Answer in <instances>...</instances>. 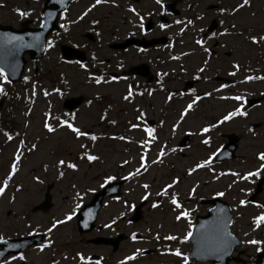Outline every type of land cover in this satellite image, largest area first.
<instances>
[{
    "label": "rangeland",
    "instance_id": "rangeland-1",
    "mask_svg": "<svg viewBox=\"0 0 264 264\" xmlns=\"http://www.w3.org/2000/svg\"><path fill=\"white\" fill-rule=\"evenodd\" d=\"M241 2L242 0H185L181 3L179 7L182 13L176 21L179 20L183 23L178 24L173 22L168 29L171 34L182 36L179 43L183 45L176 51L180 56L177 61L174 60L168 62V60H172L173 58L169 54L162 56V51H155L144 55L139 52L135 53L133 51H128L120 58L128 65L138 61H147V63L151 62L156 66L158 63L161 65L160 68L162 69H169L177 73L183 72V78H186L185 75L196 73L203 66H206L209 69L205 70V73H207L208 76H213L214 71H220L221 69L223 74L232 70V73H235L234 76L235 79H237V84L234 89H228L227 93H229V97L239 95L247 98L250 93L259 94V92L264 90V41H259L254 44L250 38L252 36L259 38V36L264 35V0H250L248 6L233 11V9L237 8V5ZM94 4L95 0H80L72 6V13L70 16H80L81 11H89V9L91 10L94 8L91 17L93 19H95L94 17L96 16L100 17L101 24L99 28L103 29V31L101 32L102 37L100 41H98V45L102 40L105 41V45L102 48L103 50L100 49V51H102L101 54L104 53V56L106 57L111 56V54H107L106 52L108 51L107 43L114 38H117V36L124 38L128 31L132 32V29H134L131 25L132 22H134L131 20L132 11L129 9L137 7L144 15L160 11L159 4L156 3V0H140L139 3H135L131 0H107V2H102L93 7ZM210 4H220V7L223 9L222 14L218 16L221 23L220 27L229 30L227 34L219 36L220 47L218 48V57L212 58L211 63V57L197 48L198 46H196L194 36L192 35L195 31L194 29L205 28L211 19L217 18V15L215 14L216 10L207 9V6ZM42 7L43 2L39 0H0V23L19 27L20 22L23 20V16L19 13L24 10L25 13H28V18L33 20V26L38 25L39 20L41 19ZM197 14H200L201 17L198 18ZM189 20L192 21L191 24L187 23ZM90 24L91 23L88 22L77 24L73 30V35L68 33L65 37V39L68 40L67 42L74 40L81 43L80 33L87 29ZM181 29H183V31H181ZM49 41L54 43V47L51 49L48 48V52L44 57L45 60L43 59L44 61L41 60L42 62L40 61L39 63V68H43L45 71L50 69L51 66L56 63L55 50L57 48V37L53 35ZM187 43L192 44L187 45ZM159 55H161L160 60L158 58ZM150 58L152 59L150 60ZM163 59H167V62H165V68L163 67ZM30 62L31 63L28 64L26 71V77L28 78L26 89H24L22 85L11 86L0 77V87L3 88V92L0 93V99L5 98L3 111L15 108V111L13 110V112L17 113L16 121L19 120L22 123L27 119V117L20 116L25 110L29 111V109H32L31 113H33L31 114L32 118L30 116L28 117L29 123H25L22 133V141H24L23 147L25 148L24 155L19 161L18 171L12 175L11 179L8 181L10 184L14 183L15 186L19 184L23 186L24 189L16 193L14 200H9L7 194V196L0 201V230L7 227L10 231L17 228V230H19L20 222L24 221L18 220L15 212L18 211L19 213H22L27 210L28 207L31 208L32 205L40 202L44 198V193L49 183H54L51 191L53 194V208L47 213H33L28 217V220L31 219L33 224H42L43 227L49 225L52 217L60 219L63 212L71 208L67 205L66 200L69 199V192L66 193V191L69 186L71 187L72 181H76L79 184L81 187L79 189H83L84 186L92 188L93 186L99 185L100 180H98V177L101 175H107V173L114 171L127 175L132 171L134 172L137 168H140L141 165V163H138L141 162V155L135 156L132 165L126 167V164L119 163L126 154L116 153L112 154L105 163L97 161L92 165L77 158L76 160L79 161L78 165L76 164V170L58 166L59 160H65L68 162L67 160L75 158L74 156L77 151H79V146L82 144V139H76L68 128L53 133H49L43 128L44 115L42 112L49 106L53 107L51 104L52 96H45L43 92V88H50V82L44 79H40V81L33 80L35 77L32 74L34 67L32 61ZM233 65H237L238 68L233 67ZM55 67L58 68V70L63 71L65 74L73 76V84H71L73 86V94H79L77 92H83L85 94L92 93L93 95L97 94V92L106 93L112 98V100L117 102L123 91H125L122 84H114L110 86L104 85L103 87L95 89L92 85H81L77 82L84 79L82 75L85 72L83 70L67 66L66 64H56ZM249 76L254 77V79L246 80V77ZM181 80L184 81L185 79ZM169 85L172 86L173 84L169 83ZM176 85L179 86L177 83ZM87 86H89V89H86ZM210 87L211 86H208L206 89ZM216 95L199 101L200 105L195 108L194 112L187 113L184 122L177 121L184 112V109L180 110V108L183 107V103H181L179 99L168 103L169 121L166 123L165 129L167 130L168 128L169 130L164 132L163 139L179 140L180 137L190 129L191 131H194L193 133L196 135L192 140L196 141V143L188 150H185V153L183 154L181 153L174 156L167 154L164 157L165 161L160 163H153V161L157 159V152H155L152 162L146 158L148 170L144 171V169H141L140 175L132 176L134 177V180H132L133 184L130 187L136 192L134 197H137H131L130 194L127 196V193L125 192L127 199H137L136 201H139L138 199H140V196L144 192L149 193L150 196H154L158 191L165 187L163 186L164 183L169 184L171 180L178 178L179 183L174 187H180L178 191L180 196L184 198L191 195V200H189L187 204L183 201L180 202L183 210L190 213L189 208L193 201L192 194L195 191L197 192L200 189H204L206 192L207 189L210 192L217 187L228 188V184L225 180L212 184L204 182L206 179H211L210 176L212 173H209L212 172V170L217 172L218 175L223 174L224 172H235L239 173L240 176H243L247 172L257 170L260 167V164L264 163L258 159V155L264 153V104L256 107L249 115L238 116V118L233 117L230 122L221 126H216V130L212 133L215 137V139H213V142L215 143L209 148L204 146L203 141L209 137V135H204L201 132L205 123L211 122L212 120L215 121L217 117L222 115L227 109L229 112L235 111L237 108H240V110L243 111L242 107H244V104L241 101L233 99L225 101L220 97L215 98L214 96ZM164 96L165 93H161L157 96V98H161V104L163 103ZM190 100L195 101L192 97ZM213 107L222 109L218 111L217 109H212ZM99 108L100 107L96 104H94V107L92 108L82 107L77 115L79 124L82 126L86 125V128H103V124H98L97 122L100 115ZM127 108V106L124 107L123 104H120L115 112L119 111L118 115L123 116L127 113V110H129V108ZM151 110L156 112L158 117L161 116L162 109L160 107H157L156 110L151 107ZM7 111L5 112V115H7ZM131 114H134L133 110H131ZM1 116H3V113ZM252 123H262V126L251 130L249 126ZM223 132H234L242 137L239 149L236 152V159L226 163L217 164L212 161L207 167L191 171L195 168L194 163L199 161V163H202L203 161L208 160L210 151L213 153L215 150L219 149V146L224 144L225 139L223 138V140L221 138V133ZM158 136H160V134H158ZM20 141L21 140H16L13 142V140H11L6 142L5 137L0 133V146L3 143L5 144L0 147V182L9 177L11 164L14 162L15 153L20 145ZM117 142H112L105 147V150L112 152L116 147L126 145L123 142ZM33 144H36L37 147L35 150H30ZM161 148L166 152L164 146L160 143L157 147H154L155 150L159 151ZM119 164H122V168ZM61 171L64 173L62 177L59 175V172ZM190 171L191 174H189ZM214 177L215 175L212 174V178ZM255 179L256 178L254 177H250L247 181L237 182L232 188L229 187L228 189L234 196H238L239 198L243 195V190L249 191V188L253 185L252 181L254 182ZM144 184L149 185V187L145 189L143 187ZM10 190L11 188L8 189V191ZM233 195H231L230 198H233ZM1 198L2 196L0 195V200ZM161 198L162 200L159 205L160 209H148L147 219H145L146 221H144V224H152L156 230L161 231L163 234L176 232L178 235L184 237L187 232H189V220L182 218L177 221L175 216L179 214L180 210L175 209L174 205L171 204L169 197L161 196ZM235 204L237 205L238 203ZM194 207H196V205L193 204L192 208ZM116 208L117 206L112 202L107 209L105 214L106 217L103 220L106 221L110 217L112 218L113 215H115ZM127 208V204L122 203V201L118 204V209L125 210ZM8 211H11V213L8 214ZM126 212L127 211H122V213ZM259 214L260 212L255 208L238 207L237 227H244L242 231L246 232V241L253 240V236L250 237L248 233L250 229L255 226L254 218L258 217ZM158 219L160 224H158ZM144 224H141L138 227L143 228ZM132 228L134 227L122 223L123 232L128 233ZM72 230H74V227L66 225L59 228L57 232H59L58 234L60 236L67 238L72 236ZM66 240L67 239H64V241ZM72 244L73 242L71 245ZM181 247L185 252L186 247L184 243ZM245 247L248 250V256H246V259L251 260L259 246L246 242ZM88 248L90 249L92 247L88 246ZM139 249L140 244L127 240L122 243L119 257L128 256L133 250L138 251ZM67 250L69 249H66L65 251ZM95 250H98V248ZM32 257L36 264H50V261L53 258H57L51 254L50 251H44L38 256L33 254ZM57 259L63 260L60 264H75L71 256L67 257V255H59ZM143 260L148 259L145 258ZM146 263H152V261L135 264ZM201 264H209V262Z\"/></svg>",
    "mask_w": 264,
    "mask_h": 264
},
{
    "label": "snow or ice",
    "instance_id": "snow-or-ice-1",
    "mask_svg": "<svg viewBox=\"0 0 264 264\" xmlns=\"http://www.w3.org/2000/svg\"><path fill=\"white\" fill-rule=\"evenodd\" d=\"M56 2L57 3H62L63 0H56ZM102 2H107V0H95V4L93 5V7H95L96 5L101 4ZM156 3L157 4H161V0H156ZM249 3H250V0H242V2L240 4H238L237 8H234L233 11H236L239 8H243L245 6H248ZM161 7H163V5H161ZM129 10L135 12V9H129ZM221 11H223V9H221ZM19 14L21 16H24V15H27L28 13L20 12ZM137 15H138V13H137ZM49 16H51V13H49ZM175 23L179 24V23H183V22L177 20V21H175ZM187 23L191 24L192 21L189 20V21H187ZM43 26H46V25H43ZM61 27H63V25H61ZM139 27L141 28V30L144 29L143 17H140ZM166 27H168V25L160 24V28L163 29V28H166ZM181 31H183V29H181ZM34 39L38 40L39 37L37 36ZM250 39H251L252 43L255 44V43H258L259 41H264V35L259 36V38H257L256 36H252ZM13 41L22 42L23 41V37L22 36L11 37L10 40L8 41V43H12ZM196 44L201 45L203 47V42L201 40H196ZM19 46L20 47H32L31 44H23V43H20ZM47 46H48L49 49H51V48L54 47V43L52 41H48V45ZM207 51H208V49L205 48V52H207ZM7 54L9 56H11L12 55V50H8ZM174 58H177V57H174ZM205 63H207V62H205ZM80 67L83 68V67H85V65L80 64ZM233 67L238 68L237 65H233ZM199 71L203 72L204 69L200 68ZM230 75H235V73L234 72L230 73ZM0 77H2L5 80V82H7V76H5V73H4L2 68H0ZM25 79L27 80V77ZM252 79H254V77H251V76L246 77V80H252ZM95 82L97 84H99L101 82V79L100 78H95ZM56 91H59V90L57 89ZM2 92H3V88L0 87V93H2ZM47 94L48 93L45 92V95H47ZM149 95H151V93H149ZM206 95H210V93H206ZM130 96H132L131 90L129 91L128 95L124 97V99L128 100ZM225 98L226 99H233V100H236V101H243V99H244L243 96H239V95L233 96V97H225ZM168 99H171V95H169ZM192 107H193L192 104H188L187 108L185 109V112L181 114V118H183V116L186 115L187 112L192 109ZM237 115L244 116V115H246V113L244 111H241L240 108H237L235 111L229 112L227 115H225L223 117V120L220 121V123H223L224 121H228V120L232 119L234 116H237ZM143 116H144V113L141 112L140 115L137 117V119L139 120ZM50 119H52L50 113H45V121H44V124H43V128L46 129L47 132L53 133V132L56 131V128L53 127V125L48 122ZM57 125L59 127H67L68 129L71 130L72 133L75 134V136L77 138L89 135L88 132L81 131L80 128L75 127L72 123L68 122L67 120H57ZM132 127L136 128V127H138V125L134 124V125H132ZM211 127H216V125H212ZM209 130H210L209 127H205L201 131L204 132V133H207ZM143 131L147 134L148 139L143 142L142 146L150 144L151 142L156 140V136L154 134L155 130L153 128L144 127ZM3 134L7 138V140L11 141L13 139V136L11 134H9L8 132H4ZM90 139L94 141V140L97 139V137L95 135H92L90 137ZM120 139H124V137H120ZM203 143L207 144L208 140L205 139L203 141ZM20 144L23 145L24 141L21 140ZM36 147H37V145L33 144L31 146L30 150H35ZM80 147L81 148H85L86 146L81 144ZM20 152H21V148L18 147L17 148V153L18 154L15 155L14 162L11 164V172L9 174V177L7 179L3 180L2 182H0V195L4 194L6 188L8 187L9 179H11V176L14 175L18 171V164H19V161L21 159V156L19 154ZM164 155H165L164 150H163V148H161L160 152L158 153L157 159L154 160L153 163L162 162L161 158ZM86 158H87V160L89 162L96 161L98 159L97 156L90 155V154H87ZM258 159L260 161L264 162V153H260L258 155ZM140 161H141L140 168H137L134 172H130L128 174V176L123 177L125 180L129 179L132 176L140 175L141 174V169H144V171H147L146 154H141ZM210 162H211V158H209L208 160L203 161L202 163H197L195 168L192 169L191 171H195L196 169L207 167V166H209ZM124 163H128V161H125ZM58 166H63V167H66V168L72 169V170H76V168H77V165L75 163L66 162L65 160H59L58 161ZM262 170H264V163H261L260 167L257 170L247 172L243 176H240L239 173H235V172L232 173V175L238 176L240 179H243V180H248L250 177H259ZM191 171L189 172V174H191ZM59 175L62 177L64 175V173L61 171V172H59ZM114 179H115V177H112V176H109L107 178L108 181H111V180H114ZM177 183H179L178 179L173 180L172 183L167 184L160 191H158L156 193V195L157 196L168 195L169 194L168 193V189L172 188ZM143 187L145 189H147L149 187V185L144 184ZM193 191H194V189H193ZM217 195L218 196H223L224 193L220 192V193H217ZM77 198H79V194H77ZM147 198H148L147 195H145L143 197V199H147ZM170 202H171L172 205H174L175 209L180 210L179 214L175 216V219L177 221L181 220L182 218H184V219L188 218L189 213L187 211L183 210L182 205L178 202V200L175 197V195H172V198H171ZM240 204L241 205L245 204V201L241 200ZM157 206L158 205L156 203L152 204L153 208H155ZM76 207L79 208L80 205L77 204ZM128 207H129L130 210H132L135 206L134 205H129ZM74 215H75V211L73 210L63 220H55V221H53L52 225H51V228H49L48 231L51 232L53 229L57 228L58 225H61V224L66 223L67 221H70L73 218ZM113 223H115V220L113 221ZM261 223H264V214H262L259 217L254 218V224H255L256 227H260ZM110 226L111 225H105V227H110ZM192 236H193V233L191 231L187 232V234L183 237V241L182 242L188 241L190 238H192ZM156 238L159 239V236L157 235ZM132 239H134V240L136 239L135 234H133ZM164 239L171 240V241H176V240H178V237H176L174 235H169V236H165ZM205 239L210 240V247H209V251L210 252H227L231 248L232 243L234 242V238L232 237L231 233L227 232L223 227L217 226L214 229H212V236L211 237H208L207 235L202 234L201 238L197 240V250H196V252L193 253V255H196V256L201 255L202 240H205ZM0 242L7 243V241L3 240L2 237H0ZM247 243L252 244V245H259L262 242L258 241V240H249V241H247ZM50 244H51V241H49V245ZM42 250L43 249L41 248V251ZM257 251H260V248H257ZM171 254H173V255H175L177 257H182L183 264H189V257L187 255H184L179 249H176ZM77 255L79 256L80 260L84 262V264H90V261L85 260V258L82 255H80V254H77ZM20 259L23 260L25 258H24V256H20ZM127 259H135V256L127 257ZM97 264H99V262H97ZM121 264H124V262L122 261Z\"/></svg>",
    "mask_w": 264,
    "mask_h": 264
},
{
    "label": "water",
    "instance_id": "water-1",
    "mask_svg": "<svg viewBox=\"0 0 264 264\" xmlns=\"http://www.w3.org/2000/svg\"><path fill=\"white\" fill-rule=\"evenodd\" d=\"M52 2L53 0H48L46 3V11H44V13L46 12L44 25L46 26H42L40 29L33 30L26 27L24 30H15L12 27L0 26V68L9 74L13 81L18 80L23 71L25 63L23 54L28 51L32 57H38L44 49L46 37L53 30L57 18L55 11L51 9ZM14 36H22L23 41L8 43ZM26 36L28 39H25ZM37 36L39 39H34ZM20 43L31 44L32 47H20ZM8 50H12L11 56L7 54ZM232 142L236 143L237 140H232ZM227 226L228 224H225L226 228Z\"/></svg>",
    "mask_w": 264,
    "mask_h": 264
},
{
    "label": "flooded vegetation",
    "instance_id": "flooded-vegetation-1",
    "mask_svg": "<svg viewBox=\"0 0 264 264\" xmlns=\"http://www.w3.org/2000/svg\"><path fill=\"white\" fill-rule=\"evenodd\" d=\"M133 80H135V81H139V80H142L141 78H139L138 76H135V77H133ZM139 88H136V90H138Z\"/></svg>",
    "mask_w": 264,
    "mask_h": 264
}]
</instances>
